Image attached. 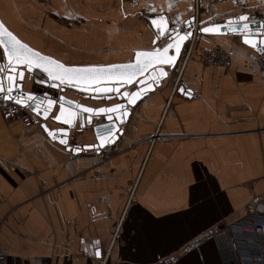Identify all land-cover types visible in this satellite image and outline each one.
<instances>
[{"label": "crops", "instance_id": "crops-1", "mask_svg": "<svg viewBox=\"0 0 264 264\" xmlns=\"http://www.w3.org/2000/svg\"><path fill=\"white\" fill-rule=\"evenodd\" d=\"M195 3L193 54L183 66L186 43L167 79L131 109L102 150L108 160L94 151L71 160L39 124H8L0 113L1 254L22 264H196L193 249L209 239L198 238L252 201L264 205L263 56L238 35L199 33L242 15L264 20V0H0V21L65 66H107L162 48L148 17L180 29ZM202 47L226 51L229 68L202 66ZM76 140L93 143L86 133ZM209 237L202 264H235L228 238Z\"/></svg>", "mask_w": 264, "mask_h": 264}, {"label": "snow or ice", "instance_id": "snow-or-ice-1", "mask_svg": "<svg viewBox=\"0 0 264 264\" xmlns=\"http://www.w3.org/2000/svg\"><path fill=\"white\" fill-rule=\"evenodd\" d=\"M189 20L187 22L188 27L194 22ZM247 16H240L238 21H229L225 27L232 33H242L243 42L250 45L254 49H258L260 52H264V38L259 40L254 32H258L261 37H264V24H261L259 30H253L249 27ZM239 22V27L237 23ZM151 25L160 36H169V42L163 48H155L149 51H137L135 54V62H129L122 65H107V66H80L69 67L65 66L59 61L41 55L39 52L31 49L27 44L22 43L11 31H9L2 22H0V46L4 48V58L7 60V66L9 68V74L5 77L12 81V86L8 87L5 94L3 81L0 80V95L3 96V100H14V103L19 106H24L27 101L24 100V94L21 93L19 98L13 97L12 93L14 89H19L20 85L16 83V74L19 73V77L23 78V71L19 66H26L29 71L33 69L42 70L47 74L50 81L56 82L53 86L59 87L60 85H68L84 91L86 94L92 95L94 98L109 97L114 94L116 97L126 100V104L114 103L110 107H87L81 104H77L76 107L82 112L89 114L88 120L91 122L93 115L103 114L109 121L123 122L129 115L128 105H135L138 100L145 96L153 89L154 84L159 82L160 77L156 76V72L160 73V76L166 77L167 71L163 67L153 68V62L159 65H174L183 43L190 38L192 33L190 31L176 30V36H172L170 29L163 16L158 18H152L150 20ZM203 33H220L221 27L219 25L202 26L199 29ZM155 44V41L153 42ZM174 49L175 54L169 55V50ZM152 68V72L149 74L148 79H141L136 85L134 91H122L123 86L132 85L137 80V77H142L144 73ZM4 71V67L0 66V72ZM44 83V81H41ZM185 95H191L190 90H183ZM36 99L31 93L27 95V100L31 101ZM63 100V98H61ZM55 103L52 99L47 100V106L40 111V106L37 104L32 108V111L37 115H43L47 118L49 108ZM67 112V116H65ZM78 113H74L71 109H66L64 104H60V114L54 116L55 121H62L64 124H71ZM45 131L53 140H58L60 144L67 145V130L66 128H59L51 130L47 125H43ZM119 131L118 123H112L111 127H106L103 132L98 131L97 137L100 141L99 145H92L86 147H94L96 150L109 146L114 143L118 138L116 133ZM73 151H80V148L72 149ZM192 187L195 190L199 187L197 177H192ZM209 233H205L200 239H207ZM96 257H101L99 250L95 253Z\"/></svg>", "mask_w": 264, "mask_h": 264}, {"label": "water", "instance_id": "water-1", "mask_svg": "<svg viewBox=\"0 0 264 264\" xmlns=\"http://www.w3.org/2000/svg\"><path fill=\"white\" fill-rule=\"evenodd\" d=\"M246 16V15H244ZM160 15H151L148 17L149 20L152 18H158ZM240 17V16H239ZM234 19H228L225 21L223 24H214V25H219L221 27V32L220 33H203L199 30L200 34L203 35H225L226 33L233 34V35H238L241 38V42L246 45L247 47L251 48L252 50L256 51L259 55L263 56V61H264V52H260L258 49H254L250 45H247L243 42V34L242 33H232L231 31L228 30L225 25L229 21H238V18ZM248 17V16H247ZM193 18H190L189 20H192ZM188 20V21H189ZM186 21L184 23V28L189 31V27L187 25ZM1 22V21H0ZM249 27L253 30H259L261 28V24H264V20H255V19H248ZM237 26L239 27V22L237 23ZM153 27V26H152ZM154 28V27H153ZM176 30H179V28H173V31L171 32L172 36H176ZM155 35L157 40L166 41V44L169 42V36H160L156 30L154 29ZM253 35L257 37L259 40L261 37L258 32H254ZM189 39V38H188ZM188 39L183 43L181 47V51L174 63V65H159L153 62V68H160L163 67L165 71H172L174 69V66L176 65L180 54L187 43ZM166 44L164 46H166ZM163 46V47H164ZM162 47V48H163ZM35 51V50H34ZM37 52V51H36ZM41 54V53H40ZM136 54V53H135ZM135 54L131 62H135ZM169 55H174L175 51L174 49L169 50ZM43 55V54H41ZM45 56V55H44ZM48 57V56H47ZM54 59V58H53ZM56 60V59H55ZM126 64V63H124ZM117 65H122V64H117ZM0 66L4 67V71L0 72V80L3 81L4 89H5V94L7 92L8 87L12 86V81L6 79L5 77L9 74V68L7 66V60L4 58V48L0 46ZM20 70L23 71L24 75L23 78L21 79L19 77V73L16 74V83L20 85L19 89H14L13 90V97L19 98L21 93L24 94V100L27 101V103L24 106H20L22 108H25L31 115V118L34 123H37L40 125V128L44 131V133L47 135V137L50 140H53L47 131H45V128L43 125H47V127L51 130H56L59 128H66L67 130V145H62L66 147L67 151L72 152L73 154H79L83 151H94L95 153H101L102 150L106 148H113L115 143L118 141V138L122 135V126L127 123L128 118L131 114V109L135 107V105H128V111L129 115L128 117L123 121V122H117V121H109V119L104 116L103 114L100 115H93L91 118V122L88 120L89 114L82 112L79 108L76 107L77 104H81L87 107H110L114 103H123L126 104V100L120 97H116L114 94L110 95L109 97H101V98H94L90 94H86L84 91L77 89L75 87H71L68 85H60L59 87L53 86L55 84H59L58 81L53 82L48 79V76L46 73H44L42 70L39 69H33L29 71L26 66H19ZM73 67V66H69ZM80 67V66H76ZM152 72V68H149L146 73L143 74L142 77H137V80L134 82L132 85H127L122 87V91H134L136 90V85L139 83L141 79H148L149 74ZM156 76L160 77L159 82L154 84L153 89L148 92L145 96L142 98L146 97L149 95L151 92L155 90V88H159L161 86V82L166 80L168 75L166 77L160 76V73L157 71ZM41 81H44V83H41ZM27 86H30L28 90H26ZM31 93L35 96L36 99L28 101L27 100V95ZM77 96V98H74ZM1 98H3L2 95H0ZM63 98V100H61ZM141 98V99H142ZM52 99L55 101V103L49 108V111L47 113V118H45L43 115H37L32 111V108L35 107L37 104L40 106V111L43 112V109L47 106V100ZM140 99V100H141ZM14 103V100H9ZM83 101V102H82ZM139 101V100H138ZM137 101V102H138ZM63 103L66 109H71L74 113H78L76 118L71 124H64L63 120L62 121H55L54 116L57 114H60V104ZM19 106V105H18ZM67 116V112L64 114ZM112 123H118L119 125V131L116 133L117 139L115 140L114 143L110 144L109 146H105L103 148H100L99 150H96L94 147H86V146H92V145H99L100 141L98 140L97 137V132H103L106 127H111ZM86 133L90 135V138H92L93 143L92 144H85L83 146H79L76 143L77 137L83 136V134ZM59 143L58 140H53ZM71 142V143H70ZM60 144V143H59ZM71 144V145H70ZM80 148V151H73L72 149Z\"/></svg>", "mask_w": 264, "mask_h": 264}, {"label": "built area", "instance_id": "built-area-1", "mask_svg": "<svg viewBox=\"0 0 264 264\" xmlns=\"http://www.w3.org/2000/svg\"><path fill=\"white\" fill-rule=\"evenodd\" d=\"M194 18V22L189 27V31L192 35L183 52V66L190 59V56L195 50L194 47L198 31L197 3H195ZM179 30L181 32L187 31L184 27ZM197 56L202 66L224 69H228L230 66L229 54L220 47L210 49L203 47L199 48ZM178 82L179 77L175 86ZM182 86L186 90L189 89V86L185 82H182ZM0 113L4 121L8 124L13 121H19L25 127L33 125L30 113L25 108L16 105L12 101H5L0 98ZM109 157L110 155L108 153H96V158L100 161H106ZM69 158L71 160H76L79 158V154H70ZM209 235L218 237L226 236L228 238L229 245L235 256V264H264V205L256 200L252 201L248 206L247 213L242 218L228 225L215 227L209 232ZM0 264L22 263H19L14 257H9L0 253ZM159 264H173V261L166 259Z\"/></svg>", "mask_w": 264, "mask_h": 264}, {"label": "rangeland", "instance_id": "rangeland-1", "mask_svg": "<svg viewBox=\"0 0 264 264\" xmlns=\"http://www.w3.org/2000/svg\"><path fill=\"white\" fill-rule=\"evenodd\" d=\"M209 239L208 240H203L202 242H211L213 240V237H208ZM199 243V247L198 249H193L195 250V256H196V264H202L203 263V260H206V255H205V252H204V243Z\"/></svg>", "mask_w": 264, "mask_h": 264}, {"label": "bare ground", "instance_id": "bare-ground-1", "mask_svg": "<svg viewBox=\"0 0 264 264\" xmlns=\"http://www.w3.org/2000/svg\"><path fill=\"white\" fill-rule=\"evenodd\" d=\"M201 24V23H200ZM201 26V25H200ZM163 83V82H162ZM30 87V86H29ZM160 91V90H159ZM155 92V91H154Z\"/></svg>", "mask_w": 264, "mask_h": 264}]
</instances>
